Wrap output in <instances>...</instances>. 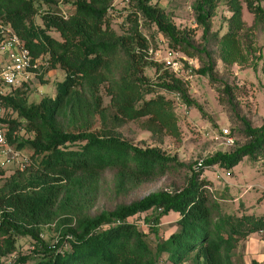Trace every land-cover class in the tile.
Masks as SVG:
<instances>
[{
  "label": "trees",
  "instance_id": "trees-1",
  "mask_svg": "<svg viewBox=\"0 0 264 264\" xmlns=\"http://www.w3.org/2000/svg\"><path fill=\"white\" fill-rule=\"evenodd\" d=\"M40 1L46 9L41 12L42 24H36L34 15L40 9L36 0H0V25L9 24L33 56L48 55L39 75L50 66L65 71L56 93L38 102H28V83L0 92V105L17 113L11 117L6 112L2 118L8 122L7 140L16 148L32 149L29 162L0 183V264H5L2 256L16 249L19 236H30L33 249L30 254H15L8 264H240L235 260L238 244L248 234L264 231V214L222 213L210 178L202 174L206 165L230 167L244 156L264 155V121L253 126L232 104L242 124L243 142L189 164L177 188L150 191L90 213L87 208L100 191L105 169L114 170L115 191L127 192L183 166L175 155L156 145L135 144L116 128L128 119L145 117L150 130L165 128L177 134L174 100L161 91L196 104L181 77L149 57L150 42L139 28L140 19L153 23L171 48L190 56L203 51L207 59L196 72L214 79L216 61L157 2L130 0L128 25L118 33L110 25L111 0H72L67 15L60 12L59 0ZM244 1L254 14L252 25L264 21L260 0ZM228 3L232 13L227 30L214 37L219 57L230 63L249 43L241 41L248 33L243 32L242 3ZM215 5V0L194 3L205 39ZM49 29L57 30L60 38ZM146 66L154 67L155 81L144 73ZM102 85L108 104L103 103ZM223 89L229 95L226 81ZM147 209L151 213L146 219L154 222L149 223L150 230L157 233L156 223L169 213L175 215L177 228L151 242L145 230L127 219ZM51 223L57 239L50 243L40 236Z\"/></svg>",
  "mask_w": 264,
  "mask_h": 264
},
{
  "label": "rangeland",
  "instance_id": "rangeland-1",
  "mask_svg": "<svg viewBox=\"0 0 264 264\" xmlns=\"http://www.w3.org/2000/svg\"><path fill=\"white\" fill-rule=\"evenodd\" d=\"M151 2H157L163 7L177 27L188 30L194 44L205 45L216 61V75L214 79H211L207 74L195 71L203 62H206L207 55L203 51L190 56L176 49L183 62V71L179 77L184 81L189 96L196 102L195 105L186 104L173 93L161 91L174 100L173 108L177 116L178 133L175 134L165 128L152 131L146 127L145 117L128 119L116 128L122 137L135 144L156 145L164 152L175 155L183 166L143 182L127 192L115 191L112 185L114 170L105 169L100 180V191L87 208L90 213L100 208H111L116 203L129 201L150 191L177 188L183 184L189 164L217 150H232L237 142H243L245 137L240 133L242 124L233 112L232 104L236 111L245 116L253 126L264 121V21L260 20L256 25H252L254 14L247 8L245 1L240 0L242 19L245 22L243 32H248L247 36L244 34L241 41L248 42L249 46L243 49L242 56L239 55L236 60L228 63L219 57V47L214 37L215 34L220 36L227 30L232 13L228 0H215L216 5L208 18L210 25L205 35L206 39L203 38V26L196 19L195 0H151ZM260 3L264 5V0H260ZM36 5L40 9L34 15V21L36 24H42L41 12L46 9V5L40 0H36ZM131 6L130 0H111L108 10L110 25L116 32L121 33L127 27L126 14ZM58 7L63 15H67L72 11V0H59ZM139 28L148 36L150 46L153 48H160L161 53L167 47L171 48L168 38L156 29L153 23L144 22L141 18ZM49 32L60 38L57 30L49 29ZM43 60L46 63V59L43 58ZM167 68L172 71L169 67ZM144 73L149 80H156L153 66H146ZM64 76L65 71L60 67L44 68L41 75L32 77L28 82L26 88L28 102H38L42 96L46 95L53 96L58 82ZM223 81L230 86L229 95L223 89ZM9 89H11L9 85L0 82V92H6ZM101 93L103 103L108 104L109 95L105 85H102ZM228 96L231 97V102ZM8 114L11 117L17 116L15 111L9 110ZM224 128H227L228 134L232 135V143L225 142ZM20 134L25 136L27 133L22 128ZM18 149L26 156L32 152L27 145ZM18 166L20 164L16 162L0 166L3 169L0 183ZM202 175L210 178V189L215 199L219 201L222 213L264 214V155H258L256 158L244 156L230 167L218 163L206 165ZM150 213L151 209L139 211L128 216L127 219L145 230L151 242L155 243L158 238L167 236L170 231L177 228L175 215L164 214L156 223L158 232L155 233L149 229V223L154 224V222L146 219ZM257 233L264 237V231H257ZM253 234L255 236L256 233L253 232ZM40 237L50 243L56 241L57 229L53 223L44 226ZM243 247L244 245L239 242L235 254V260L240 264H242ZM32 249L33 239L30 236H19L16 240V249L2 256L1 261L5 264L13 263L16 259L15 254H30Z\"/></svg>",
  "mask_w": 264,
  "mask_h": 264
},
{
  "label": "built area",
  "instance_id": "built-area-1",
  "mask_svg": "<svg viewBox=\"0 0 264 264\" xmlns=\"http://www.w3.org/2000/svg\"><path fill=\"white\" fill-rule=\"evenodd\" d=\"M148 54L151 59L169 67L176 75L180 76L182 73L183 62L176 49L167 47L161 53L160 48L149 46ZM43 58H48V55L33 56L30 49L23 44L21 38L9 24L0 25L1 83L9 85L10 88L28 83L32 77L41 73L43 64H45ZM176 97L178 98V95ZM8 111L7 108L0 105V166L14 162L24 166L29 162V156L22 154L18 148L9 143L6 137L8 122L2 118ZM223 135L227 144L233 142V137L228 134L227 128L223 129Z\"/></svg>",
  "mask_w": 264,
  "mask_h": 264
},
{
  "label": "crops",
  "instance_id": "crops-1",
  "mask_svg": "<svg viewBox=\"0 0 264 264\" xmlns=\"http://www.w3.org/2000/svg\"><path fill=\"white\" fill-rule=\"evenodd\" d=\"M248 234L240 241L244 245L242 250V264H250L256 260L259 264H264V237L258 235L257 231Z\"/></svg>",
  "mask_w": 264,
  "mask_h": 264
}]
</instances>
